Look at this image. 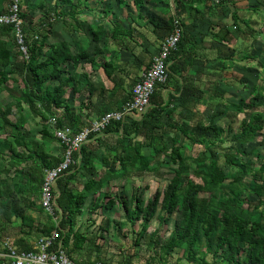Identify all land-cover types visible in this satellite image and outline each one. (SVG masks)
<instances>
[{"label":"trees","instance_id":"trees-1","mask_svg":"<svg viewBox=\"0 0 264 264\" xmlns=\"http://www.w3.org/2000/svg\"><path fill=\"white\" fill-rule=\"evenodd\" d=\"M82 1L79 0L77 6ZM132 1L141 18L140 10L144 1L160 0ZM178 1L193 5L194 2L205 0ZM42 2L40 0V6ZM119 2L127 4L126 0ZM21 14L27 32L28 58H24L19 50L15 54L9 45L13 25L0 24V90L8 81H18L13 76L15 71L9 68L15 55L18 63L16 60L14 62L15 65L20 64V81L23 85L22 95L13 93V100L3 106L0 104V225L3 228L14 215L29 226L34 221L31 216L20 211V198L17 196L29 195L39 199L38 206L44 210L41 204L44 170L61 161L60 157L48 154L42 146L33 145L28 139L30 131L24 129L27 124L25 106L40 119L43 144L58 139L48 122L51 117H57L58 127L69 125L79 130L84 125L79 116H73L68 90L79 91V86L84 82L90 97L96 91L89 73L81 70L83 64L89 63L93 69L103 67L109 78L118 67L111 60L99 64L87 48L74 52L72 43L68 41L48 42L46 30L35 26L32 19L28 20L23 6ZM232 17L242 33H248L246 29L252 28L249 19L242 18L236 9ZM90 30L91 42L99 41L103 36L122 40L133 34L131 25L125 27L120 21L114 23L112 32H107L103 24H97ZM36 34H39L38 38H34ZM214 38L227 42L232 36L221 27L214 32ZM191 50L182 40L179 42L178 48L170 56L169 78L166 83L157 85L150 108L141 119H132L129 123L113 120L102 134H92L90 137L95 138L96 143H84L81 163L72 165L69 172L58 179L55 192L61 219L56 224L50 215L43 232L50 233L56 228L59 239L70 255L82 251L89 240V235L77 227V218L86 198L92 196L94 206H101L99 195L106 185L125 178L133 171L154 170L151 159L165 153L175 167L164 190L157 189L146 204L140 195L134 196L133 207L128 205L125 198L121 201L132 218L141 220L137 241L145 238L148 247L155 251L154 259L159 256L158 264H171L169 256L177 249L182 250L188 264H209V254L214 260L219 259L220 264H264V152L257 154L256 159H244L247 154L245 145L255 142L264 130V112L260 109L264 102V85H255L249 97L222 103L226 115L248 114V118H244L238 128L207 123L199 131L194 128L189 130L173 118L174 109L165 100L163 89L173 80H180L184 64H192L190 57L194 51ZM225 63L233 65V57H228ZM180 100L181 104L189 103L184 93ZM58 109L64 111L60 113ZM172 128L186 133L193 142L201 143L209 155L187 154L184 146L178 144L175 138L170 140V144V138L165 139V133ZM114 143L117 145L111 147ZM145 146L149 147L148 153L144 150ZM100 148L107 150L99 161L97 151ZM218 148L223 151L217 153ZM220 155L223 157L222 163ZM97 165L98 168L100 166V175L96 172ZM25 166L28 169H24ZM80 170L90 173L91 177L81 189H77L73 182ZM189 173H193L198 180L186 176ZM247 177H250L249 183L253 182V186L246 182ZM246 189H250L256 199L245 194ZM114 204V198L105 201L106 207L110 208ZM155 216L162 223L174 219V227L168 236L160 235L158 230L149 231ZM108 225L109 219L106 218L100 226L106 229ZM96 261L87 262L96 264Z\"/></svg>","mask_w":264,"mask_h":264},{"label":"rangeland","instance_id":"rangeland-1","mask_svg":"<svg viewBox=\"0 0 264 264\" xmlns=\"http://www.w3.org/2000/svg\"><path fill=\"white\" fill-rule=\"evenodd\" d=\"M23 1L24 2L22 6L24 7V12L27 14V17H31L33 21H36L39 27H43V23L46 22L47 24L44 25L45 29L46 26L49 29L58 24L57 22L60 16V12L57 10L58 6L61 7L66 5V7L69 8L72 4V0H42L43 5L41 6L39 5L40 0ZM113 1L116 3L115 5L118 4V0ZM247 3L245 6L238 8L237 11H239V15L242 18L249 19V24L252 28L246 29V25L244 23H242V26L244 29L248 30V33H252L251 35L248 33L238 34L240 29L238 26H235V21L232 17L233 7L229 1L223 5L222 9L223 12L221 19H223L224 23L228 24L229 27L231 26L235 29V36H233V39L231 40L232 42L230 44H227V46H221V49L218 51V53L222 55L230 54L233 52V49L231 48H235V52L233 53L238 52L239 57L236 58V61L234 60V64L230 66H224V64H222L223 61L219 60L226 58L228 59V57L215 54L213 51L209 56L211 60L208 58L204 64V67L207 68V71L205 70V74L202 75L203 77L195 82L198 84L200 90L195 92L199 94L203 101L197 104L192 111L185 110L184 114L182 111H180L181 104L175 102L179 100L174 101L171 99V102L174 103V119L183 124L189 130L194 128L196 131H199V128H202V125H206L207 123H217L226 128L229 125L233 126L234 128H238L241 124V121L244 118H248V114L239 113L236 115H226V113L223 112L222 103H224L226 100L239 101L241 97H249L251 90L255 85H264V0H250L249 4ZM62 10L64 11V9H61V11ZM54 36H57L56 33ZM9 40V45L16 54L19 50V47L15 44L12 36L9 37ZM72 44L74 45V43ZM116 48L118 47L116 46ZM73 50L76 49L74 48ZM217 56L220 58H217V62L215 63L212 59H215ZM15 60H18L16 55ZM15 60H13L9 68L15 71L13 76L16 77L18 81L10 80L3 86V89L0 90V104L2 106L8 101L13 100V93H19L21 95L23 94V85L20 81L21 75L19 73L20 64L15 65ZM130 72L134 73V71ZM92 75L94 74L92 73ZM93 77L97 78V73H95ZM184 77L190 80V78H192V74H183L181 78L182 83L180 84L179 89L181 92L183 91L181 95H183V93L184 95L189 94L188 88L186 87L189 84H192L190 81L188 82V85L184 84L183 82H186V78ZM133 79H135V76L127 73L124 78V85L130 87L133 84ZM192 81L194 84V80ZM167 90L169 91L167 93H171L172 86L170 85ZM176 93H178V91ZM69 99L71 101H76L77 106L82 102L87 103V105H89L91 102V100L88 98L87 92L84 91H81L80 94L72 95ZM24 105L26 104L24 103ZM260 109L264 112V102L260 106ZM178 111L180 112L178 113ZM25 114L27 118V124L25 125L24 129L30 131V133H36L38 136V133H40L41 129L39 118L32 113L27 105L25 106ZM11 117L14 118L13 115H11ZM88 119L89 120H85V123L90 122V120H92V116H88ZM172 138L177 139L176 141L178 144L184 146L187 154L195 156L209 155V152L204 150V146H202L201 143L193 142L189 135L182 133L180 130L173 128L167 130L165 133V139H169L170 141ZM33 139L36 140L37 137H34ZM89 141L92 143L94 141V143H96L95 138ZM88 143L90 142L87 141L86 144ZM171 143L172 142L170 141V144ZM226 144L228 145L229 143ZM116 145L117 144L114 143V145L111 147H115ZM111 147L107 148L109 149ZM106 150V148L98 149L97 152L99 161ZM144 150L148 153L149 147L145 146ZM216 151L217 153H221L223 150L218 148ZM245 152H247V154L244 156V159H256L257 154L264 152V130L257 136L255 142L245 145ZM220 160L222 163L223 157L221 155ZM151 165L154 168L152 171H133L130 172L125 178L116 179L106 185L99 195V200L102 201L101 206H94V201L91 203V209L93 212L97 213L95 218L92 217L93 213L89 214V219L92 222L89 223L87 230H85L89 235L88 245L90 247H95L94 252L91 251V258L98 257L97 259L106 260L107 262L115 264L159 263L157 261L159 256H155L154 259L155 251L148 247L145 238H139L140 240L137 241L142 227L141 220H138L134 217L132 218L130 213L126 212L121 203L122 198H125L128 205L133 207L134 196L140 195L146 204L148 199L154 195L157 189L164 190L170 178L174 174L175 166L173 162L169 160L168 155L165 153H160L158 156L151 159ZM98 169H100V166ZM96 172L97 175H99L101 170H97ZM187 175L197 179L193 173L186 174V176ZM10 177L12 176L10 175ZM249 181L250 177H247L246 182L249 183ZM250 184L253 186V182H250L249 185ZM244 193L249 194L253 199H256V195L252 193L250 189H246ZM108 198L115 199V204L110 208L105 206V201H107ZM106 218L109 219V225L106 227V229H102L100 225L104 223ZM89 219L83 220V222L80 224V226L78 225V227L83 229L85 223L90 221ZM173 227L174 219H171L168 223H162L159 221L158 217L155 216L151 221L149 231L158 230L160 235H164V237H166ZM84 261H87V259ZM169 261L171 264H188L186 258L183 256L182 250L179 249L175 250L169 256ZM208 263L220 264V261L219 259L214 260L212 255L209 254Z\"/></svg>","mask_w":264,"mask_h":264},{"label":"crops","instance_id":"crops-1","mask_svg":"<svg viewBox=\"0 0 264 264\" xmlns=\"http://www.w3.org/2000/svg\"><path fill=\"white\" fill-rule=\"evenodd\" d=\"M9 1L10 0H0L1 12L6 10ZM126 1L127 4L124 5L120 4L118 0L117 6L113 0H88L86 4L85 0H83L77 6L79 0H72V4L69 8L66 7V5L57 7V10L60 12L57 22L58 24L56 23L57 25H54L53 28L49 29L46 26L45 29L44 25L47 24L45 22L42 25L43 27H41V29H45L48 33V42L65 40L70 43H74V45L72 44L71 46L72 49H76L74 52H78L81 48H87L90 54L96 57L99 64L109 60L117 63L116 65L118 67L114 72L115 74L110 78L105 73L103 67L93 69L89 63L85 62L83 64V68L81 70L87 71L89 73L90 81L94 83L96 87V91H94V94L91 97L89 96L88 89L84 87V82H82V84L79 86V91H73L72 89L68 90V98H70L72 95L80 94L81 91H84L87 92L88 98L91 100L89 105L82 102L77 106L76 101H71L69 99L73 116H79L81 122H84V124L86 122L85 120H89L88 116H92L93 120L109 109L121 110L123 109L124 105L131 100L133 85L145 71L144 69L150 65L154 55L158 53L162 41L173 28L174 20L176 18L180 20L183 26L184 37L182 36L183 38L181 37V40L187 45L188 48L190 47L193 49L194 54H192L190 57L192 64H184L183 73L181 74L183 76V74L186 75L189 73L192 74L193 78L188 80L186 77H184L186 78V82H183L187 85L189 81L192 83L186 87L188 88L189 94L184 95V97L188 98L189 103H186L188 105L181 104L180 100L181 94L183 92L179 90L180 84L182 83V76L179 77L180 80L178 82L174 80L171 82V93H167L169 92L167 89L170 85L163 89L164 98L167 102H170V107L173 109L174 103L171 102V99L174 101L179 100L175 102L181 104L180 111L183 113L185 110L192 111L197 104L203 101L199 94L195 92L200 91L198 84L195 82L200 80L203 77L202 75L205 74V70L207 69L204 67L205 61L208 60L210 54H212L213 51L215 54L221 56L233 57V61H236V58L239 57L238 52L233 53L235 52V48H231L233 49V52L230 54L222 55L218 53V51L221 49V46H227V44H230L232 42L231 40L233 39V36H235V29L231 26L229 27V25L224 23L223 19H221L223 12L222 9L223 5L227 1L232 4V11H234L235 9L238 10V8L245 6L247 2V4H249L250 0H245V2L244 0H226L223 4L222 2L219 4H213L209 0H205L201 2H194L193 5L179 2L178 0H160L158 2L144 1V4L140 10L141 18L138 15L139 11L134 6L133 1ZM23 2L24 1L22 0V4ZM61 9H64V11H61ZM73 11L74 14H72ZM237 13L239 14V11H237ZM29 19L32 18L29 17L28 20ZM116 21H120L125 27H129L131 25L133 29L132 36L125 37L122 40L103 36L99 41L91 42L92 34L90 29L92 27L96 26L97 24H103L107 32H112V26ZM33 23L35 26H38L36 21H33ZM235 26H238L236 22ZM221 27L229 31L230 35L232 36L230 41L220 42L214 38V32H217ZM55 33L57 35L56 37L54 36ZM239 33H242L241 30L238 31V34ZM116 46L118 48H116ZM217 58L219 59L220 57L217 56L212 60H214L216 63ZM209 59L211 60V58ZM219 61H223L222 64L226 66L227 63L225 62L227 61V58L220 59ZM130 71H134L135 74L131 73ZM92 73L94 75L97 73L98 77L94 78ZM127 73L135 76V79L132 81L133 84L130 87L124 85V78ZM192 80H194L195 85L193 84ZM177 91L178 93H176ZM58 111L62 113L64 110L58 109ZM180 111H178V113ZM142 116L138 117L135 114H131L129 116H125L124 120L122 121L129 123L132 119H141ZM40 128H42L41 122ZM34 137H37V139L34 140ZM28 139L33 142V145L42 146L43 150L48 154L62 158L63 145L58 139L49 140L43 144L41 133H38V136L36 133H28ZM24 169H28V166H25ZM12 173L13 172H11V175H13ZM90 177V173L86 172L85 170H80L73 182V186L77 189H81L84 183ZM17 197L20 198V211L31 216L34 221L30 223L31 225L29 226L23 223L20 217H16L14 215L11 222L5 225L4 228L0 225V249L5 239H10L19 248H32L37 242L38 238L44 234V226L49 221L50 214L38 206L40 205L39 199L29 195ZM35 201H38V204H35ZM93 201L94 198L92 196L86 198L82 207V212L77 218V227L78 225L80 226L83 220L90 218V213H93V218H95L97 215V213L93 212L91 209V203ZM90 222L92 221L90 220L85 223L84 228L86 229H81L80 227L78 228L87 234L85 230H87V226ZM94 250L95 247H90L88 243H86L82 251L73 253L71 256L82 261L86 259L87 261L96 260L98 257L91 258V251L94 252Z\"/></svg>","mask_w":264,"mask_h":264},{"label":"built area","instance_id":"built-area-1","mask_svg":"<svg viewBox=\"0 0 264 264\" xmlns=\"http://www.w3.org/2000/svg\"><path fill=\"white\" fill-rule=\"evenodd\" d=\"M219 4L226 0H209ZM22 0H10L6 10L0 12V24H12L11 36L24 58L29 57L27 32L23 24ZM183 33V26L178 18L168 35L161 43L160 49L154 55L150 65L137 79L132 88V98L123 109H109L92 121L85 123L79 130L66 125L58 127L57 117H51L49 124L52 131L63 145L61 161L44 170L42 183L41 204L44 210L52 215L56 224L61 219V210L57 204V181L69 172L72 165L81 163V148L91 139V135H100L113 120H124L125 116L135 114L141 117L151 104V97L158 84L166 83L169 78L170 56L178 48ZM36 34L34 38H38ZM0 264H89L87 261L77 260L68 253V248L59 239V232L55 228L50 233L41 235L35 245L30 249L19 248L10 239L3 241L0 249ZM96 264H115L106 260L97 259Z\"/></svg>","mask_w":264,"mask_h":264}]
</instances>
